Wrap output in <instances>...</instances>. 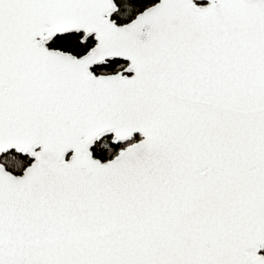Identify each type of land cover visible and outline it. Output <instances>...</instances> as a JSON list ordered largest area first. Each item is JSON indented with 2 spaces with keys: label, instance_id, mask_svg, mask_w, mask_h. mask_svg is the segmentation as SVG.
Returning a JSON list of instances; mask_svg holds the SVG:
<instances>
[{
  "label": "snow or ice",
  "instance_id": "6c2138e0",
  "mask_svg": "<svg viewBox=\"0 0 264 264\" xmlns=\"http://www.w3.org/2000/svg\"><path fill=\"white\" fill-rule=\"evenodd\" d=\"M0 264H264V0H0Z\"/></svg>",
  "mask_w": 264,
  "mask_h": 264
},
{
  "label": "water",
  "instance_id": "95a60500",
  "mask_svg": "<svg viewBox=\"0 0 264 264\" xmlns=\"http://www.w3.org/2000/svg\"><path fill=\"white\" fill-rule=\"evenodd\" d=\"M204 2H206V0H204Z\"/></svg>",
  "mask_w": 264,
  "mask_h": 264
}]
</instances>
